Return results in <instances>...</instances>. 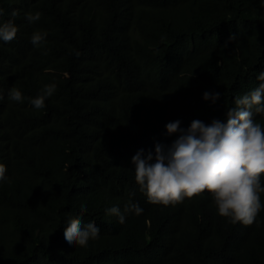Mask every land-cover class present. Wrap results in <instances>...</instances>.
<instances>
[{"label":"trees","instance_id":"obj_1","mask_svg":"<svg viewBox=\"0 0 264 264\" xmlns=\"http://www.w3.org/2000/svg\"><path fill=\"white\" fill-rule=\"evenodd\" d=\"M0 8V22L18 12L15 39L0 41V264H264V208L245 225L221 216L207 191L153 204L132 163L141 149L154 156L157 144L171 146L179 133L167 123L226 122L235 98L264 83V0H0ZM36 31L47 33L40 46ZM50 84L56 91L36 109L31 100ZM12 88L22 102L9 99ZM206 91L221 95L205 100ZM254 119L264 126V114ZM130 201L143 212L124 213L122 224L108 214ZM76 217L100 228L84 247L64 239Z\"/></svg>","mask_w":264,"mask_h":264},{"label":"clouds","instance_id":"obj_2","mask_svg":"<svg viewBox=\"0 0 264 264\" xmlns=\"http://www.w3.org/2000/svg\"><path fill=\"white\" fill-rule=\"evenodd\" d=\"M7 21L0 22V41L5 43L15 39L18 27L13 11ZM3 8H0V18ZM41 14L29 13L30 23L38 21ZM46 32L36 31L31 43L40 46L45 42ZM233 37H229L232 39ZM264 81V72L257 77ZM56 91V85H45L41 92L31 100L36 109L45 107V100ZM219 92H205L203 98L215 102ZM3 99L0 93V100ZM9 99L23 101L22 93L12 88ZM234 107L226 112V122L213 119L205 124L199 119L192 120L188 128H181L180 121L166 124L168 134L179 133L171 146L157 144L155 155L139 150L133 157L135 181L140 190L153 204L174 205L185 198H194L205 191L211 194L218 213L230 218L233 223L250 225L255 222L264 204L261 194L264 184V126L256 122L254 114H264V83L250 92L235 98ZM7 168L0 163V181H3ZM86 206L81 205V213ZM143 212L138 203L131 201L125 205L123 213L113 206L108 214L118 217L119 223L125 222L124 213ZM100 228L94 223L84 224L81 218H70L64 229V239L72 246H87L89 240L99 237Z\"/></svg>","mask_w":264,"mask_h":264}]
</instances>
